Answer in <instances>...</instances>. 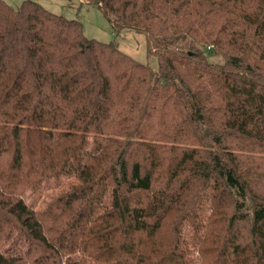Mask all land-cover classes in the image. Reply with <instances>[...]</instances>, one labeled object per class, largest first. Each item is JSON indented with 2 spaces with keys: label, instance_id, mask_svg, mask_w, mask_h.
I'll use <instances>...</instances> for the list:
<instances>
[{
  "label": "trees",
  "instance_id": "trees-1",
  "mask_svg": "<svg viewBox=\"0 0 264 264\" xmlns=\"http://www.w3.org/2000/svg\"><path fill=\"white\" fill-rule=\"evenodd\" d=\"M83 1L157 67L0 0V264H264V0Z\"/></svg>",
  "mask_w": 264,
  "mask_h": 264
},
{
  "label": "rangeland",
  "instance_id": "rangeland-1",
  "mask_svg": "<svg viewBox=\"0 0 264 264\" xmlns=\"http://www.w3.org/2000/svg\"><path fill=\"white\" fill-rule=\"evenodd\" d=\"M12 6H17L23 0H4ZM40 4L50 12L61 14L67 18L76 19L81 23L83 34L88 38L108 42L114 41L118 47L133 57L135 60L146 63L152 68L157 67L156 57L147 51L146 38L144 33L138 32L132 28H114L111 21L102 13L95 5L87 3L83 0H33ZM212 61H219V55H210ZM91 138H89V141ZM104 147V144H102ZM105 162V153L99 152L94 156H89L85 159L80 177L62 175L60 182L55 187H44L37 190V208H42L54 196L65 192L71 185L77 184L81 178H89L94 176ZM189 225L184 227V230H189ZM192 229V228H191ZM191 234H195L192 229ZM189 263L195 264V251L191 246H188ZM71 259L82 262L84 264H101L92 261L89 257L82 253H75Z\"/></svg>",
  "mask_w": 264,
  "mask_h": 264
}]
</instances>
